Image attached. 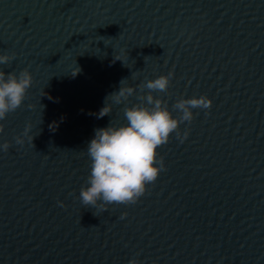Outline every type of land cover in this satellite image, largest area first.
Returning a JSON list of instances; mask_svg holds the SVG:
<instances>
[{"label":"water","instance_id":"1","mask_svg":"<svg viewBox=\"0 0 264 264\" xmlns=\"http://www.w3.org/2000/svg\"><path fill=\"white\" fill-rule=\"evenodd\" d=\"M0 54L33 76L0 121V264H264V0H0ZM170 71L153 95L174 117L179 98L211 109L157 149L165 169L135 205L94 215L87 147L126 123L124 105L97 118L106 96Z\"/></svg>","mask_w":264,"mask_h":264},{"label":"clouds","instance_id":"2","mask_svg":"<svg viewBox=\"0 0 264 264\" xmlns=\"http://www.w3.org/2000/svg\"><path fill=\"white\" fill-rule=\"evenodd\" d=\"M14 59L15 54H0V65H10ZM115 60L121 61L114 57ZM173 76L174 72L170 71L167 75L146 79L136 87L128 86V80L122 79L119 90L106 96L97 118L111 116L114 105H124L126 123L116 125L112 119L108 127L95 129L94 138L87 147L90 173L87 186L80 189L79 198L85 208L95 209L94 215L97 211H108V206L113 204L135 205L146 194L147 186L154 184L165 169L163 158H157V149L166 145L173 133L180 138L179 126L184 122L191 123L194 109H211L213 101L207 96L179 98L172 109L180 115L174 117L167 102L153 95L167 93ZM32 84L33 76L28 68L19 73L0 70V121L22 106ZM133 96L138 102L129 105ZM29 131L30 125H26L23 134L15 137V143L23 145V138ZM0 132H3V124H0ZM187 135L185 131L183 138ZM11 146L5 141L0 150L7 152ZM126 215L123 213L120 219ZM128 264L141 262L132 258Z\"/></svg>","mask_w":264,"mask_h":264}]
</instances>
